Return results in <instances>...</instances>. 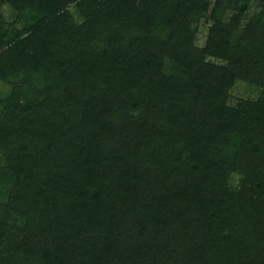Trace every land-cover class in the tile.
Instances as JSON below:
<instances>
[{
    "label": "trees",
    "instance_id": "1",
    "mask_svg": "<svg viewBox=\"0 0 264 264\" xmlns=\"http://www.w3.org/2000/svg\"><path fill=\"white\" fill-rule=\"evenodd\" d=\"M0 264H264V0H0Z\"/></svg>",
    "mask_w": 264,
    "mask_h": 264
},
{
    "label": "rangeland",
    "instance_id": "2",
    "mask_svg": "<svg viewBox=\"0 0 264 264\" xmlns=\"http://www.w3.org/2000/svg\"><path fill=\"white\" fill-rule=\"evenodd\" d=\"M206 32H207V26H204L203 24H201L197 32V44L198 45H203L205 41ZM246 93H248V91L246 92L245 87H243L242 85L240 86L237 85L235 89L232 90V96L235 101L231 100L230 103H232L233 105L237 101L236 99L241 98V97L245 98Z\"/></svg>",
    "mask_w": 264,
    "mask_h": 264
}]
</instances>
